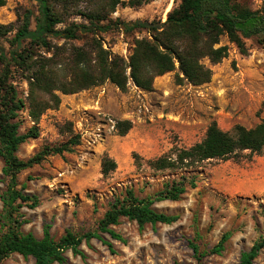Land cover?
<instances>
[{
  "label": "rangeland",
  "instance_id": "1",
  "mask_svg": "<svg viewBox=\"0 0 264 264\" xmlns=\"http://www.w3.org/2000/svg\"><path fill=\"white\" fill-rule=\"evenodd\" d=\"M243 1L252 9L264 3ZM177 4L178 0H156L138 9L119 7L113 17L126 22H165ZM27 9L37 12L36 2L7 0L0 7V23L18 27L17 14ZM100 37L104 48L128 61L135 40L149 36L142 30L124 33L115 29ZM223 44L230 47L226 59L216 65L203 60L213 70L207 84L177 83V64L176 70L155 79L151 91L131 82L128 91L122 92L106 81L76 94H61L59 109L47 111L40 121V137L22 144L17 155L28 160L44 147L63 144L76 134L81 142L73 153L50 156L19 175L20 184L41 200L37 208L22 210L27 220L23 231L42 238L45 227L50 226L56 240L67 231L78 235L96 231L111 203L123 198L127 190L132 189L139 198H155L166 184L187 183L195 175L196 188H189L178 201L154 205L158 212L178 216L175 223L140 229L136 222L122 218L112 228L125 242L103 234L113 244V251L93 239L82 245L84 258L68 251L67 264H197L190 242L208 252L225 235L224 249L208 254L202 264H240L241 254L264 238V152L206 161L192 172H157L149 165L151 160L202 142L213 122L232 132L236 125L254 128L264 120V48L248 40L249 52L242 55L227 38ZM18 90L27 96L24 83L18 84ZM21 115L24 133L33 123L27 111ZM125 120L133 126L122 136L117 123ZM106 156L117 163L107 177L102 173ZM2 168L0 158V190H5ZM1 264L36 263L33 257L13 254ZM253 264H264V249Z\"/></svg>",
  "mask_w": 264,
  "mask_h": 264
},
{
  "label": "trees",
  "instance_id": "2",
  "mask_svg": "<svg viewBox=\"0 0 264 264\" xmlns=\"http://www.w3.org/2000/svg\"><path fill=\"white\" fill-rule=\"evenodd\" d=\"M34 1L37 12L27 9L17 14L18 27L0 23V158L5 182V190H0V264L13 254L33 257L36 264H67L68 251L84 258L82 245L93 239L113 251V244L103 234L125 242L112 228L122 218L136 222L140 229L149 224L171 225L178 216L158 212L154 205L165 200L178 201L189 188L197 186L196 176L192 175L187 183L166 184L155 198H139L129 189L123 198L111 203L97 230L83 235L67 231L56 240L50 226L45 227L42 238L25 233L27 220L22 210L37 208L41 200L20 184L19 175L50 156L73 153L81 142V136L76 134L63 144L44 147L28 160L17 155L22 144L40 137V121L47 111L59 109L61 94H76L106 81L122 92L128 91L131 82L141 90L151 91L155 79L176 70L177 64L180 71L177 83L188 81L200 86L211 82L213 77V70L203 60L216 65L229 56L230 47L223 44V38L242 55L249 52L248 40H255L264 48V3L252 9L243 0H178L165 22H126L113 17L119 7L138 9L156 0ZM6 4L7 0H0V7ZM115 29L124 33L142 30L149 37L135 40L127 61L104 48L100 35ZM19 83L27 86L25 98L18 90ZM26 111L33 126L22 133L21 114ZM132 126L129 120L117 123L122 136ZM263 152L264 120L254 128L236 125L232 132L213 122L202 142L151 160L149 165L157 172H192L206 161L242 159ZM116 168L114 159L109 156L103 159L105 177ZM227 239L228 235L223 236L208 252H201L197 243L190 242L197 264H202L208 254L220 253ZM263 249L264 238H261L241 254L240 264H253Z\"/></svg>",
  "mask_w": 264,
  "mask_h": 264
}]
</instances>
